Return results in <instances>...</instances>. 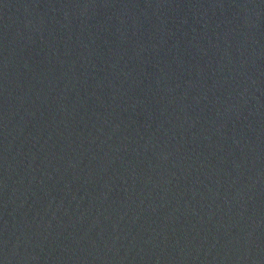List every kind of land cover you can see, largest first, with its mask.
I'll list each match as a JSON object with an SVG mask.
<instances>
[{"label":"water","instance_id":"obj_1","mask_svg":"<svg viewBox=\"0 0 264 264\" xmlns=\"http://www.w3.org/2000/svg\"><path fill=\"white\" fill-rule=\"evenodd\" d=\"M0 264H264V0H0Z\"/></svg>","mask_w":264,"mask_h":264}]
</instances>
